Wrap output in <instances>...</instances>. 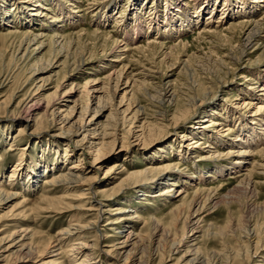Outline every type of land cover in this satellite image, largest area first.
Returning a JSON list of instances; mask_svg holds the SVG:
<instances>
[{"label":"rangeland","instance_id":"rangeland-1","mask_svg":"<svg viewBox=\"0 0 264 264\" xmlns=\"http://www.w3.org/2000/svg\"><path fill=\"white\" fill-rule=\"evenodd\" d=\"M25 1H29L30 4L28 3V6L34 4V2H38L43 8L49 7L50 10L47 13L42 8H34L33 11L27 12V10L23 9L27 5L26 3H19L16 0L13 1V3L15 2L14 5L10 3V0H4L5 4L1 3L11 17L8 20H13L12 24H10L12 28L3 25L6 20H0V176L5 189L9 190L14 186H8L11 182L9 180V173H11L13 167L20 159L23 161L24 167L16 173L18 177L16 178L15 175V183L13 180L15 190H12L18 195L6 205L0 207V238L15 229H28L35 235V240L41 242V245H45L44 243L48 244L55 241L58 234L70 223L80 222L83 225L89 223L90 229L86 230L83 236L85 237L84 241L89 247L88 250L91 253L92 261L96 264H107L109 262H111L110 264H122L123 261L121 259L119 262L113 263L110 253L107 255L108 253L104 252L107 250L111 251L110 248L115 249L119 246V242H122L129 232V226L123 229V221L121 220L123 216L116 214L122 209L131 211L129 213L137 212L140 218L138 221H134L133 232L142 235L143 239H145L143 240L144 242L142 241L140 249L145 248L146 252L141 253L138 247L135 259L138 260L139 258L141 261L147 260L148 264H176V261L182 254L174 255L173 252L171 258H169L170 260L166 259L168 262L166 260L160 262L162 252L166 254L169 245L167 244L163 249L158 250L155 245L157 244V240L155 241L154 238L152 240L150 237L153 233V226H151L152 219L156 220L159 225L161 224L160 228L170 229V234L172 235L173 233L175 236L172 235L171 238L175 240H179L182 238L181 236H190V233L185 234L184 232L183 234V231L182 233L180 232L182 230L180 222H177L175 227L171 226L174 219L171 210L179 204L178 199L171 202V199H165L164 197H153V195L158 194V190L160 189L154 186L149 187L147 196H143L141 192H136L131 188L115 192L116 194L113 193L112 197L108 195L109 192L108 194H101L100 192L113 189L120 179L125 177L126 173L149 169L151 166L161 165V163H178V170L174 172L176 177H179L174 187L176 191L180 187L190 184V181L186 178L194 175L197 176L201 169L202 174L206 177L205 172L207 173L214 171L216 168L227 166V162L230 160H225L223 163L219 161H202L205 162L202 164V162H197L198 158H187L185 159L186 161L181 159V157H178L179 153L177 152L181 150L179 144L180 135L186 130H190L192 133L199 131L198 128L195 129V126H205L207 123L200 125V121L214 109H218V113H221L218 120L220 119V122L225 121V125L227 126L228 124L227 128H231V135L235 136L240 133L238 131L240 123L235 118L234 120L233 118L231 119V116L226 113L231 111V105L235 104V98L246 99L245 91L248 88L252 87L253 89L256 86L259 87L261 84H264V62H256L257 57L263 59L264 20L260 21L261 23L263 22L257 43V46L259 45L258 47L260 48L257 51H253L255 47L251 46L250 50H248L250 51V56L239 62V65L237 63V67H233L236 70L232 71L221 67L220 59L222 60L223 58L225 63L226 61H228L227 63H231L229 57L235 56L234 50L236 52L237 42L242 39L238 30L224 31L218 35H205L204 33L209 27H211L210 30L220 31L230 24L242 23L245 16L238 18L241 15L239 14L241 10L238 8L239 4L233 5L231 3L232 6H229L228 10H223L225 8L224 0H210L208 6L204 3L205 0H198V2L184 0L185 4L188 3L186 7L188 9L191 8L187 14L192 17L193 25L196 23L195 17L197 15L199 17L198 24L184 32L181 31V28H184L182 25L185 24H182L181 21L185 20L187 14L181 11L178 13L175 10L174 6L177 5L176 0H169V3L166 0H158L159 2L157 0H71L72 2L68 3L64 2L65 0L54 3L47 0ZM237 3H240V1ZM55 4L61 5L60 9ZM4 8H0V13ZM154 9L158 11L156 18H154L155 14L151 15V13L155 12ZM77 10L79 12L72 13V11ZM136 10H138L140 17H142L139 31L140 36L137 39L132 34L134 32V24L130 22L131 17L134 19L135 15L133 14ZM38 11L45 17L35 15L33 17L31 15ZM223 12L224 15H222ZM73 14L75 17L71 20L70 17H73ZM227 14L231 15L232 19L235 20L232 22L228 19L226 23L219 27L220 22L225 21ZM182 15L184 18L181 17ZM120 17L122 20L119 19ZM151 17H153L152 24L149 21ZM254 17L256 18L253 20L256 19V21L259 18L260 20L264 19V8ZM127 19L129 21L125 22ZM119 20L120 25H118ZM123 21L124 24L128 23V25L130 22L132 27L126 24L124 26L121 25ZM171 24L172 26L175 25L174 29H180L181 33L179 31L178 34H169L168 29L172 27ZM118 26L120 28H117ZM203 28L204 35H198V32H201ZM25 32L34 35L41 34L43 36L42 40L38 41H42V45L40 46L39 42L31 43L29 46L24 44L21 39H23ZM105 34L111 39L108 41L104 40L103 36ZM55 35L61 37L58 43L62 41L65 49L63 48L60 51L56 47L57 45H53V36ZM227 40L229 42H226ZM112 41L116 42V45L113 46ZM148 42L151 45L150 48L146 47L149 46ZM181 42L185 43L184 47H173ZM160 45L162 47L158 48ZM143 46L146 47L144 51H135L136 48H142ZM152 46L156 47L153 49ZM170 48L171 54L165 56ZM58 51L60 54H58ZM119 56L121 57V61H115ZM247 59L250 60V64L246 63ZM81 61H84L86 64L81 66L79 70L77 67ZM50 63L54 65V68L46 71L47 68L49 69ZM59 64L60 66H58ZM121 64L127 65L125 69L128 73L132 72L133 77L137 79V85L132 88V92L134 90L133 94L130 92V87L126 89L125 99L122 102L121 97L124 94V90H119L113 95L111 108L105 110L101 122L103 124L107 122L111 109L115 117L120 118L128 105L129 110L124 116L129 118L131 115L130 111L132 112L134 106L138 104L144 109L145 117H141L147 119L145 120V124L154 127H152L150 134L145 132V138L140 137L136 140L135 137H131L130 135L126 139H123L122 132H125L127 127L125 125L124 128L117 124L116 131L109 136L111 138L108 137L104 140L106 146L101 148V154L97 156L94 150H87L85 146L84 149H81L82 144L76 143L82 136L69 139L67 136L72 135V133L68 132V125L62 126L59 122L54 123L48 113L45 114V107L56 86L60 87L58 97L65 91H69L72 86L71 92L73 97L69 100L72 102L68 103V106L72 107L74 105L73 102L78 100L79 96L83 94L85 83L89 82L87 88L90 92L94 83L91 82L93 80H96L95 85H98L100 88L101 85L109 82L107 78L109 76L112 77L113 71L119 69L122 66ZM244 67L250 68L248 69L250 72H247ZM243 72L248 78L246 82L240 78V74ZM250 78L251 80H249ZM222 80L227 81L229 84H226L225 87H219V81L221 82ZM164 83H168L171 90H175L174 92L182 99L180 111L190 108L187 102L189 98L195 96L198 99L202 98L203 92L198 90L203 86L210 87L208 92L215 90V93L211 101L205 102L197 110L190 108L189 111H192L186 120L187 122L181 123L182 127L177 130L175 127L173 128L171 121V116L175 115L174 112H176L174 107L172 105L167 106V103L159 105L156 102V98H154L158 96L157 94ZM109 84L110 87L113 85L111 82ZM198 85L202 86L199 88ZM38 86H42V88L37 90ZM104 88L107 89L106 87ZM120 89H122V86ZM104 92L107 93L105 90ZM93 94L95 95V93ZM208 96H212L211 93ZM224 98L229 100L224 102ZM34 101H36L37 106L32 108L33 111H27V107L31 106ZM84 103L85 100L83 103L75 105L77 114L73 113L74 122L77 121L81 106ZM64 104L62 103V105ZM95 107L96 100L91 101L90 99L86 117L93 114ZM220 107L224 108L221 112L219 111ZM163 115L165 117L164 120L161 119ZM26 121H28V126L25 128ZM222 124L224 125V123ZM138 125L134 124L129 128L134 132L139 131V128L134 129ZM161 126H167V128H162ZM218 128L214 127L215 130ZM19 129L20 132H18ZM200 129L211 133L209 130L211 128L209 127L207 129ZM255 131L257 132L258 130ZM66 139L69 140L67 141ZM207 140H202V147L206 144L205 141ZM263 143L264 139L260 143L263 147L256 144V146L259 145L256 151L264 150ZM212 146L214 148L217 147L215 145ZM190 157H195V155H190ZM79 158L81 159L80 162H78ZM254 159L259 164H264L259 157ZM74 163L80 164L81 168L78 171L83 173L86 180L94 178L92 184H84L82 188H87L86 186L89 185L97 193L96 200L102 202L100 210L104 211L100 219L98 220L96 208L91 206V202L88 199L83 201L82 199L76 201L66 199L65 202H68L71 207L66 211L61 210L63 212L35 213L33 208L39 204L41 197L46 195L52 196L49 190L44 188V178L48 177L52 171L63 173V171L65 172L66 169L72 167ZM117 165L119 166L118 168L116 167ZM109 167L112 168L109 170ZM113 172L121 173L116 175L114 179L109 180L114 174ZM260 172L263 171L256 170L252 177L253 181L257 184L258 196L255 200L235 196L234 199L236 200H233L229 204L222 203L217 205V207H213L207 203L200 210L198 217L201 221L199 223L201 232H196L197 235L194 233L193 237L195 239L198 237L194 244H196V248L200 249L203 256L208 257L209 254L215 252H218L221 258L225 254L229 256L230 254L231 256L237 254L235 264H264V235L260 237L259 250L256 255L252 256L253 246L250 247V258L248 260L244 257L246 246L243 242L245 236L244 218L248 221V227L251 229L253 226L258 228L263 224L262 228L264 230V213L259 210V207L264 204V176L259 175ZM45 173L49 174L45 175ZM31 176L33 179L29 181L28 178ZM212 177L214 179L207 178L200 185L196 184L197 182L195 183L197 187H202L201 189L204 190L210 189L212 191L217 189L216 192L211 193V197L224 196L240 180L228 177L227 171H223L222 174L215 173ZM192 187H189L187 190L189 198L195 189V187ZM79 189L69 191L67 194L71 196L78 195L81 193ZM63 193L64 190L58 191V193L53 194V197H60L62 195L64 197L66 194ZM216 193L217 195H215ZM65 197L68 198L69 196ZM249 204L252 205L250 206ZM229 219H232V222H234L231 223V228H226ZM108 222L109 224H107ZM93 223L94 225H92ZM165 225L168 226L165 227ZM95 226L98 234L95 232ZM221 228L223 229L222 234L220 232ZM193 237L185 239L186 242H189ZM71 240L70 244L76 243V241H73L74 239ZM148 240L151 241L149 242ZM106 244L111 245V247H104ZM129 249H125L126 253L129 252ZM183 249H180V253L183 252ZM63 251L62 255L57 257V263L60 261L61 264H67V254L64 253H68V251L65 248ZM164 256L166 257V255ZM187 258L189 259L190 257ZM182 263H185V261L179 264ZM8 264H14V261L11 259V261H8ZM131 264H137V262L134 260Z\"/></svg>","mask_w":264,"mask_h":264},{"label":"bare ground","instance_id":"bare-ground-1","mask_svg":"<svg viewBox=\"0 0 264 264\" xmlns=\"http://www.w3.org/2000/svg\"><path fill=\"white\" fill-rule=\"evenodd\" d=\"M13 1H15V0H10V3L12 4ZM16 1L19 3H26L27 5L25 4L26 6L23 7V9L27 10V12L33 11L34 8H39V9L42 8L44 11H47V13L50 10L49 7L43 8L40 4H38V2H34V4L28 6L29 1H25V0H16ZM47 1L54 3V2H61L63 0H47ZM70 1L71 0H65L64 2L68 3ZM191 1L198 2V0H191ZM238 1H240V3H237ZM238 1L237 0H224V6L226 9L223 8V10H228L229 6H232L231 3L233 5L239 4L238 8L241 9L239 11V14H241V15H239L240 17H238V18H242L245 16L243 18L244 20L242 21V23L230 24L229 26L220 30L222 32L216 31V30H210L211 27H209L208 30H205V33L203 31L204 28L202 29L201 32H198V35H202L203 33L205 35L206 34L218 35V34H222L224 31L230 32V31L238 30L239 35H241L242 39L241 40L239 39L240 41L237 42L238 45H237V48H235L236 52L234 50L235 56L229 57L230 58L229 61L231 63H227L228 61H226V63H225V61H223L224 60L223 58H222V60L220 59L221 67L228 68L229 70H232V71L236 70V68H233V67H237V63L239 65V62H242L244 60V58H248L250 56V51H248V50H250L251 46L255 47V50H253V51H257L260 48V47H258L259 45L257 46L258 38L260 37L261 29L263 27V24H262L263 22L261 23L260 21L264 20L263 18H262V20H260V18H259L258 21H256V19L253 20L254 18H256L254 16L262 8H264V6H261V5H264V0H251V1L250 0H238ZM166 2L169 3V0H166ZM175 2H177V5L174 6V8L176 11H178V13L181 11L182 13L186 12L185 14H187V12L190 11L191 8L188 9L186 7L188 5V3L185 4L184 0H180V1L176 0ZM1 3L5 4L6 2H4V0H0V8H4ZM14 3L12 5H14ZM204 3L206 4V6H208V4L210 3V0H208V1L205 0ZM252 4H253V6H252ZM55 6H57L59 9L61 7V5H57V4H55ZM233 8H235V7L233 6ZM1 11L2 12L0 13V20H2V21L6 20L5 24H3V25L5 27L12 28V27H10V24H12L13 20H11V21L8 20L11 17H10V15H8L7 9L4 8V10L2 9ZM154 11L155 12L151 13V15L155 14L154 18H156L158 11H157V9H154ZM69 12H71V11H69ZM76 12H79V10L72 11V13H76ZM194 14H195V12H194ZM229 14H227L225 16L224 22H220L219 27L222 26V24L226 23V21L228 19H230L232 22L235 20V19H232V16ZM31 15L33 17H35V16L45 17L39 11L35 12L34 14L32 13ZM133 15H135L134 19H132V17H131L130 22H131V24H134L133 25L134 26V32L132 34L134 35V38L137 39V37L140 36L139 31H140V27H141V18L142 17H140L138 10H136ZM222 15H224V12ZM74 17H75V15L73 14V17H70V19L73 20ZM181 17H183V15ZM185 17H186L185 20L181 21L182 24H185V25H182V27H184V28H181V31H184V32L186 30L191 29L192 26H195L196 24H198V20H199L198 19L199 17L197 15L195 17L196 23H195V25H193L194 22L192 20V17L188 16V14ZM119 19L122 20L121 17ZM120 20L118 22V25H120ZM152 20H153V17L150 18V20H149L150 23L152 22ZM29 21H30V19H29ZM126 21L128 22L129 20L127 19V20H125V22ZM207 21L209 22V20H207ZM130 22H129V25H128V23H125V24L128 26H131ZM142 23H144V22H142ZM125 24H124V21H123V23H121V25H123V26ZM171 26H172V24H171ZM174 27H175V25H173L172 27H169V29H168L169 34H171V35L173 33L178 34L180 29H174ZM117 28H120V27L118 26ZM205 28H207V27H205ZM181 31H180V33H181ZM10 34H12V33H10ZM135 35H136V37H135ZM127 36H129V35H127ZM127 36H126V38H127ZM42 37L43 36L41 34L34 35L32 33L30 34V33L25 32L24 37L21 40H22V42H24V44L29 46L31 43H37V42H39L38 40H42L41 39ZM103 37H104V40H107V41L111 39V38H109V36L107 34H105ZM53 38H54L53 39V45H57L56 47L59 48L60 51H61V49L63 50L64 44L62 43V41L58 43V41L61 37L58 35H55V36H53ZM127 40L129 41V39H127ZM226 42H229V41L227 40ZM42 43H43L42 41L39 42L40 46L42 45ZM112 43H113V46L116 45V42L112 41ZM148 45L149 46H146V47L150 48V46H151L150 43ZM179 46L184 47L185 43L181 42V43H178L177 45H175L173 47L176 48ZM146 47L143 46L142 48H136L135 51L137 50V51L142 52L145 50L144 48H146ZM155 47L156 46H152L153 49ZM161 47H162V45H160L158 48H161ZM170 51H171V48L169 49V51L167 52V54L165 56L170 55L171 54ZM262 51L264 52V46L262 47ZM58 54H60L59 51H58ZM262 57H263V59H261L260 57H257L256 62L257 63H263L264 62V53L262 54ZM120 59H121V57L119 56V57H117V59H115V61H119ZM261 61H263V62H261ZM246 63L250 64V60L247 59ZM62 64H64V63H62ZM85 64L86 63L84 61L79 62V66L77 67V69L80 70L81 66H84ZM47 65H49V64H47ZM121 65L122 66H120L119 69L113 71V74H112L113 79H112V77L109 76L110 74L108 75L109 77L107 79L109 80V82L106 84H103L105 86L101 85V87L99 88L98 85H95L96 80H93V81H91L94 83L92 85L91 92H90V90L87 88V86H89V82L85 83L86 85H84L85 87L83 89L84 90L83 94H81L79 96L78 100H75L73 102L74 105L72 107L68 106V103L72 102V101H69L73 97L72 92H71V90L73 89L72 86L69 89V91L68 90L65 91L59 97H58V90L60 87L56 86L54 89V92L52 93V96L50 97L49 102L47 101L48 103L45 107V111H44L45 114L48 113L50 118L53 119L54 123L59 122V124H61L62 126L68 125L67 130H68V132L72 133V135L67 136L69 139H73L76 136H82L79 141H76V143L82 144L81 149H84V146H85L87 148V150H94V152H96L97 156H99L101 154V150H102L101 148L106 146V143H104V140L107 139L109 136H111V134L114 133V131H116L117 124L121 125V127H124L125 125L127 127V130L125 132H122L123 133V137H122L123 139H126L130 135H131V137H135L136 140L139 139L140 137L145 138V132L150 134L152 132V127H154V126L150 127V125L145 124L146 123L145 120H147V119L144 118L145 117L144 116V109L141 108L138 104H136L134 106V108L132 109V112L130 111L131 115L129 116V118L124 116L125 113L129 110V105H128L127 108L122 112V115L120 112V115H121L120 118L115 117V115L113 114L112 109H111L110 113L108 114V117H107V119H108L107 122L105 124H103V122H101V118H102L105 110L111 108V101H112L113 95L116 94L117 91H119V90H124V94L121 97V102H122L123 99H125V94L127 91L126 89L128 87H130V89H131L130 92H132V88L135 85H137V79H135V77H133L132 72L128 73L127 70L125 69V67H127V65L126 64H121ZM53 66L54 65L52 63H50L49 69L47 68L46 71L52 70V68H54ZM58 66H60V64ZM244 69L247 72H250V71H248V69H250V68L244 67ZM240 78L242 80H244L245 82L248 80V78L244 72L240 74ZM249 80H251V78ZM44 81H45V79H44ZM110 82L113 84L111 87L109 84ZM128 83H129V85L127 86ZM254 83L257 84L256 82H254ZM226 84H229V83H227V81H225V80H222L221 82L219 81V87L220 86L225 87ZM121 86H122V89H120ZM201 86H199V88ZM104 87H106L107 89H105ZM40 88H42V86H38L37 90H39ZM217 88H218V86H217ZM208 89H210V87H204L203 86L200 90H198V91L203 92V94L201 96L202 98L198 99L195 96V97H193V98L191 97V98H189V100H187V102L189 103V107L191 109L197 110L198 108L203 106V104H205V102L211 101L213 99L215 90L208 92ZM104 90L107 91V93L104 92ZM211 90H212V88H211ZM160 91L157 94L158 96L154 97V98H156V102L159 103V105H161L162 103H167V106L172 105L174 107V109L176 110V112H179V113L174 112L175 115L171 116L173 128L175 127L178 130L182 127L180 125L181 123L187 122L186 120L188 119L192 110L189 111V109H190L189 108V109H183V111H180L179 108L182 106L183 101L181 102L182 99H180V96H178L176 94V92H174L175 90L174 91L171 90L170 85L168 83H164L162 85V87L160 88ZM93 93H95V95ZM133 93H134V90H133L132 94ZM210 93L212 96L209 97L208 95ZM245 93H246V95H245L246 99H236L235 98L234 99L235 104L232 103L233 106L231 105V111H228L226 113L227 115L231 116L230 117L231 119L233 118V120H234V118H235L236 121L238 123H240V127L238 129V131L240 132L239 134H237L235 136L231 135V132H232L231 128H227L228 124L226 123L227 126L225 125V121H224L225 119L223 120L224 122H222V121L220 122V119L218 120V118H220L219 116H221V113H218V109L217 110L214 109L211 111V113H209L208 115H205V118L202 121H200L201 122L200 125H202L203 123H207V124H205V126H195V129L198 128L199 131L192 133V131L186 130L185 132H182L180 135L179 144H180L181 150H178L177 152L179 153L178 157H181V159L185 160L187 158H189V159H194V158L197 159L198 158L197 162H202V161H206V162H209V161L215 162L216 161L217 162V161H219L220 163H223L225 160H230L227 162V166H225V167L223 166L222 168H216V169H214V171H210L207 173L205 172L204 174L206 177H204V175L202 174L203 173L202 169L199 170V173L197 176L194 175L192 177H187V178L185 177L186 179H188L190 181V184H187L183 187H180L178 189V191L174 190V187L176 186V182H178L177 178H179V177H176V175L174 174V172L176 170H178V168H177L178 163H176V162H166L163 164L161 163V165H154V166H151V168H149V169L139 170V171H135V172L133 171L132 173H126L125 177L120 179V181L116 184V186H114L113 189L111 188L108 191L107 190L106 191L100 190L101 194H108V192H109L108 195L111 196L113 193L116 194L117 192H120V190H123L125 188H131L132 190H134L136 192H141V195L147 196L148 195L147 190L149 189V187L154 186V187H158L160 189L158 190V194L153 195V197H156V198L157 197H164L165 199H171V202L178 199L179 204L174 206L173 209L171 210L172 211L171 213L174 216L173 223L171 226L175 227L177 222H180L181 223L180 225L182 228V230L180 229L181 230L180 232L182 233V231H183V234H184V232H185V234L190 233V236L188 237L186 235L187 237H183L180 235L182 238L179 237L180 238L179 240H175L174 238H171L173 233H172V235L170 234L171 233L170 229L165 228L166 229L165 230V229H162L163 227L160 228L159 226L161 224L159 225L156 220L152 219L151 220V224H152L151 226H153V233H152V236L150 238H152V240L154 238L155 241L157 240L156 241L157 244H155L156 248L158 250H161L164 248L165 245H167V244L169 245L167 253L164 254V252H162L163 254H161V261L160 262H162L166 259L170 260L169 258H171V255L174 252L173 253L174 255L182 254L179 256L178 260L176 261V264H179V263L184 262V261H185V263H182V264H235L237 254H235L236 256L235 255L231 256V254H230V256L226 255V254L224 256H222V254H221V256H222V258H221L220 254L218 252H217L218 254L215 252V253L209 254L210 256L208 255V257L203 256L200 252V249L196 248L195 247L196 244H194L195 240L198 239V237L195 239L193 237V235L196 232H201L199 229L200 228L199 223H201V221H200V218L198 216H199L200 210L205 206V204L209 203L213 207H215V206L217 207V205H219V204H222V203L223 204H229L233 200H236V199H234L235 196H238V198L246 197V198H251L254 200L258 196L257 195V184L253 181L252 177H253V174L256 172V170L263 171V172H260L259 175L264 176V164H259V162L254 159L256 157H259L261 162H264V150L261 149V150L256 151V149L259 147L261 141L264 139V84H261L259 87L256 86L253 89H252V87H250L245 91ZM89 95H90L91 101L96 100V107L94 109L93 114L89 117H86L87 111H88V103L90 100ZM83 99L85 100V103L81 106L77 121L74 122L73 121V113H75V115L77 114V110H75V105L83 103L84 102ZM224 99H225L224 102L226 100H229L226 98H224ZM62 103L63 104L65 103V104L62 105ZM36 106H37V103H36V101H34L31 104V106L27 107V111H29V110L33 111L32 108L36 107ZM63 108H65V110H63ZM66 108H67V110H66ZM223 110H224V108L220 107L219 111L221 112ZM61 112H62V114H61ZM117 113L119 114V112H117ZM210 114L212 117L210 116ZM141 116H144V117H141ZM216 116H218V117H216ZM162 117L163 118H161V119L164 120L165 119L164 115ZM215 118H217V119H215ZM141 122H143V123H141ZM230 122H232V121H230ZM222 123H224V125ZM134 124H139L137 127H134V129L139 128V131L134 132V131L130 130L129 127H131ZM148 124H150V123H148ZM27 126H28V121H26V123H25V128ZM167 126H164V127L167 128ZM164 127H162V128H164ZM208 127L211 128V129H209L211 133H209L208 131L206 132V131H203L202 129H200V128L207 129ZM214 127H219V128L217 130H215ZM230 127H232V126H230ZM245 129H246V131H244ZM255 130H258V131L256 132ZM110 131H112V132H110ZM18 132H20V129ZM124 135H126V136L124 137ZM226 137H228V138H226ZM109 138H111V137H109ZM69 139H66V140L68 141ZM203 139H208V140L205 141L206 144L202 147L201 145L203 144L202 143ZM112 142H113V140H112ZM253 142H255V143H253ZM256 144H259V145L256 146ZM212 145H215L217 147L214 148ZM261 147H263V146H261ZM65 151H67V150H65ZM190 155H193V156L195 155V157H190ZM65 156H66V154H65ZM95 160H96V158H95ZM80 161H81V159L79 158L78 162H80ZM203 163H205V162H202V164ZM220 163H218V164H220ZM115 165H113V166H115ZM23 167H24L23 161L20 159L17 162V164L13 167V170L11 171V173H9L10 174L9 180L11 182H10V185L8 184V186H11V185L15 186V184H14L15 183V180H14L15 175H16V173L21 171ZM116 167L118 168L119 166L117 165ZM80 168L81 167H80L79 163H74L72 167L66 169L65 172L63 171V173H58L55 171H52L50 174L45 173V175L49 174V176L44 178V186H45L44 188L48 189L49 192L51 193L50 195H52V196H48L45 193L46 196L41 197L39 204L35 208H33V211H35V213H37V212L59 213V212L66 211V210H68V208L71 207L68 202H65L66 199L75 200V201L81 200V199L83 201V200L88 199V201L91 202L90 203L91 206L96 208V214H97L98 220H99L100 217L102 216V213H104V211L102 212L100 210V207L102 206L101 205L102 202L96 200L97 193L95 191H93L92 186H89L90 185L89 183H91V184L93 183L94 178L86 180L83 173L78 171ZM111 168L112 167H109V170ZM223 171H225V172L227 171L228 177H230V178L237 179V180L240 179L238 181V184H236V186H234L231 190L226 192V194L224 196H216V197L212 196L211 197V193L216 192L217 189H214L211 191L210 189L208 190L205 188L206 190H204V189H201L202 187H197L196 184L200 185L207 178L212 179L213 178L212 176L215 173L222 174ZM120 173L121 172L114 173L109 178V180L114 179V177H116V175H118ZM17 177H18V174L16 175V178ZM32 179H33L32 176L28 178L29 181H32ZM13 180H14V183H13ZM107 182H109V181L107 180ZM87 183L89 185L86 186L87 188L83 189L82 186L84 184H87ZM183 184H185V183H183ZM14 186L12 187V189H14ZM33 186H34V184H33ZM191 186L195 187V189L189 198L187 195V190ZM77 188H80L79 189V191L81 192L80 194L75 195V196H71V195L67 194L69 191H75ZM12 189L8 190V189H5L3 187L1 176H0V207L6 205L11 199H13L15 196L18 195L16 192H14L15 189L14 190H12ZM48 190H46V191H48ZM61 190L62 191L64 190V193L66 194L65 196H69V197L68 198H66L65 196L63 197V195L60 197H55V196L53 197V194H55L56 192L58 193V191H61ZM97 192H98V190H97ZM43 195H44V193H43ZM215 195H217V193ZM107 200H108V198H107ZM146 203H148V202H146ZM148 204H150V203H148ZM249 205L251 206L252 204H249ZM259 208L258 209L261 210L262 213H264V204H262ZM61 210H63V211H61ZM69 210H71V209H69ZM129 212H131V211L121 209L120 211H118L116 213L118 215L123 216L121 218V220L123 221V224H122L123 229L126 226L130 227L129 232L127 231L128 232L127 236L125 237V239H123L122 242H119L120 245L117 246L115 249L110 248L111 245L106 244L104 247L110 248L111 251L107 250L104 252L106 254L108 253L107 255H109V253H110L113 263L114 262L117 263L121 259L123 261L122 264H131L132 262H134V260L137 262V264H148L147 260L141 261V260H139V258H138V260L135 259V254L138 251V247H139V250L141 253L146 252L145 248L140 249L141 245H142V241L145 239H143L142 235L135 234L133 232V226H134L133 223L135 224L134 221H136V220L138 221V219H140L139 216L137 215V212H133V213H129ZM181 217H183V218L181 219ZM180 220H182V221H180ZM233 222H232V219H229V222H227L226 228H231V225H232L231 223H233ZM243 223H244V233H245L243 242L245 243V246H246L245 247L246 250H244L245 251L244 257L247 258V260H248V258H250V252H249L250 247L253 246V253H252L253 255L252 256L257 254V252L259 250V243L261 240L260 237L262 235H264V230L262 228L263 224L261 226H259L258 228H256V226L255 227L253 226V228L251 229L250 227H248L249 224L245 218H244ZM256 223H257V221H256ZM107 224H109V222ZM88 225H89V223H87L85 225L80 224V222L74 223V224L70 223V225H68L64 230H62L58 234L57 239L56 240L54 239L55 241L52 240L53 242H51V243L49 242L48 244L44 243L45 245H41L40 244L41 242L35 240L36 239L35 235L32 234L31 231H29L28 229H21V228L15 229L14 231H12V232H10V233H8V234H6L0 238V264H2V263L8 264V261L9 260L11 261V259L14 261V264H16V263H21V264H59L60 263L61 264L60 261H59V263H57V259H58L57 257L59 255H62L61 253L64 252L63 251L64 248L69 253V254L67 252L64 253V254H67V256H66L68 259L67 264H96L95 262L92 261L93 259L90 255L91 253H89V250H88L89 247L87 246V243L84 241L85 237L83 236V233H85L86 230L90 229V227ZM92 225H94V223ZM167 226L165 225V227H167ZM173 227H169V228H173ZM242 229H243V226H242ZM222 230L223 229L221 228L220 229L221 234H222ZM95 232H96V234H98V230H97L96 226H95ZM224 232H225V230H224ZM196 235H197V233H196ZM191 237H193V238L191 240H189V242H186L185 239H188ZM71 239H74L73 241H76V243L70 244L69 242ZM148 241L150 242L151 240H148ZM71 242H72V240H71ZM126 248H130L128 250L129 251L128 253H126V250H125ZM181 248H184V249H183V252L180 253ZM150 252H151V250H150ZM150 252H148V253H150ZM164 255H166V257ZM149 257H150V254H149ZM187 257H190V258L188 259ZM5 261H7V262H5ZM110 263L111 262H109L107 264H110Z\"/></svg>","mask_w":264,"mask_h":264}]
</instances>
